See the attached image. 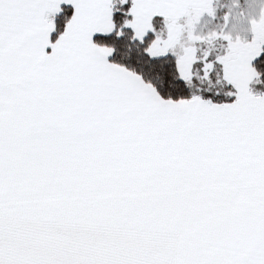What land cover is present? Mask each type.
<instances>
[{
    "label": "snow or ice",
    "instance_id": "snow-or-ice-1",
    "mask_svg": "<svg viewBox=\"0 0 264 264\" xmlns=\"http://www.w3.org/2000/svg\"><path fill=\"white\" fill-rule=\"evenodd\" d=\"M240 7L201 34L214 0H0V264H264V11L242 39Z\"/></svg>",
    "mask_w": 264,
    "mask_h": 264
},
{
    "label": "rangeland",
    "instance_id": "rangeland-1",
    "mask_svg": "<svg viewBox=\"0 0 264 264\" xmlns=\"http://www.w3.org/2000/svg\"><path fill=\"white\" fill-rule=\"evenodd\" d=\"M233 3L234 0H214V6L217 9L216 20H212L205 15L197 25V32L207 34L213 29H218L223 23L224 13L232 7ZM240 4L239 9H233L228 27L234 35H238L243 39L249 36V19L258 17L264 11V0H240ZM215 45H217V49L220 48V42H216Z\"/></svg>",
    "mask_w": 264,
    "mask_h": 264
},
{
    "label": "trees",
    "instance_id": "trees-1",
    "mask_svg": "<svg viewBox=\"0 0 264 264\" xmlns=\"http://www.w3.org/2000/svg\"><path fill=\"white\" fill-rule=\"evenodd\" d=\"M62 9H65V11H62L61 13L55 15L54 17L58 31H63L64 25L66 23V19L70 18L71 15V12L67 10L70 9V7L63 6ZM215 48L217 49V45H215ZM116 59L120 62L127 63L129 67L138 68L140 71L144 72L146 78L152 79L155 83L157 84L162 83V74L164 71L163 61L157 64L149 63L148 61L143 59V56L138 49L126 43H121L119 45V51L117 52ZM256 86L259 87L260 90L264 88V85L257 84Z\"/></svg>",
    "mask_w": 264,
    "mask_h": 264
},
{
    "label": "crops",
    "instance_id": "crops-1",
    "mask_svg": "<svg viewBox=\"0 0 264 264\" xmlns=\"http://www.w3.org/2000/svg\"><path fill=\"white\" fill-rule=\"evenodd\" d=\"M62 6H66V5H61V8H62ZM68 7H70V6H68ZM256 85L257 84L250 85V87L253 90V93L254 94H264V88L260 90L259 87H257Z\"/></svg>",
    "mask_w": 264,
    "mask_h": 264
}]
</instances>
